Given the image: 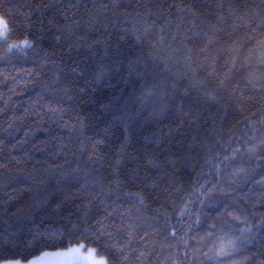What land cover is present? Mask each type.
Returning <instances> with one entry per match:
<instances>
[{
    "label": "trees",
    "instance_id": "16d2710c",
    "mask_svg": "<svg viewBox=\"0 0 264 264\" xmlns=\"http://www.w3.org/2000/svg\"><path fill=\"white\" fill-rule=\"evenodd\" d=\"M0 18V220L108 264H264V0H0Z\"/></svg>",
    "mask_w": 264,
    "mask_h": 264
},
{
    "label": "snow or ice",
    "instance_id": "6c2138e0",
    "mask_svg": "<svg viewBox=\"0 0 264 264\" xmlns=\"http://www.w3.org/2000/svg\"><path fill=\"white\" fill-rule=\"evenodd\" d=\"M10 28L8 22L0 18V38L5 41L10 34ZM24 46H31V41L25 38L20 42ZM13 45H9V48H12ZM207 47V45H205ZM232 69H229L231 72ZM228 74H225V80H227ZM224 81H221V85L223 86ZM214 99V97H212ZM264 122V121H262ZM227 159V157H225ZM204 185H200V189H203ZM197 189V194L199 196L207 195ZM216 189H209V191H215ZM223 191V189H219ZM203 204V200L200 201ZM191 201H187L186 204H190ZM229 205L225 204L224 209L225 213L228 216H232L231 212H227V208ZM184 209L181 210V215L184 214ZM233 219H239V217H233ZM264 223V222H262ZM35 221L27 218L15 217V215L10 216L6 219L0 220V264H46L47 261L53 258H71L77 257L81 258L88 262V264H108L106 258L96 259L97 250L94 248H90L87 250V255L85 256L81 249L84 245H79L77 247H70L66 252H50L45 251V248L55 247L58 243L62 242L64 233L58 232L56 229H50L47 233H41L39 231L34 230L33 225ZM84 229L82 235L85 237L94 236L92 228L89 226L87 218L83 221ZM79 231L76 225L73 226ZM212 227H215L213 225ZM250 231V229H240L241 236L228 238L225 237L220 238V244L217 251L218 256H228L231 255L229 249H234L238 242H241V238L245 236L246 232ZM102 234V233H101ZM173 235L175 234V230H173ZM211 235V233H209ZM25 236H30L31 239L28 241L27 245L21 243V239ZM95 239L98 241L99 236H95ZM185 245L187 241H183ZM38 253V254H37ZM207 255V254H206ZM29 256H32V259H29ZM20 257V258H15Z\"/></svg>",
    "mask_w": 264,
    "mask_h": 264
},
{
    "label": "rangeland",
    "instance_id": "374dc122",
    "mask_svg": "<svg viewBox=\"0 0 264 264\" xmlns=\"http://www.w3.org/2000/svg\"><path fill=\"white\" fill-rule=\"evenodd\" d=\"M79 246V245H77ZM75 246V247H77ZM92 247H83L81 249L82 253L86 256L87 255V250L90 249ZM60 252H66L67 250H59ZM56 252V251H53ZM103 258L102 256H99L96 253V259H101ZM46 264H88L87 261L81 259V258H77V257H71V258H53L49 261L46 262Z\"/></svg>",
    "mask_w": 264,
    "mask_h": 264
}]
</instances>
